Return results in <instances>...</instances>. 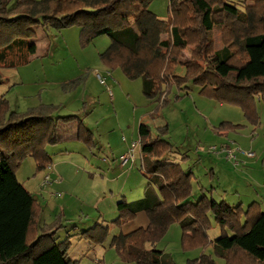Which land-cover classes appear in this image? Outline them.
<instances>
[{
  "label": "trees",
  "instance_id": "16d2710c",
  "mask_svg": "<svg viewBox=\"0 0 264 264\" xmlns=\"http://www.w3.org/2000/svg\"><path fill=\"white\" fill-rule=\"evenodd\" d=\"M153 1L0 0V71L32 61L38 27H78L84 44L100 36L111 39L100 54L102 64L112 72L121 69L131 81L140 79L145 98L160 100L157 110L168 103L173 87L181 90L192 83L201 96L242 106L256 123L251 101H264V0H242L244 9L229 0H169L166 20L150 10ZM216 27L223 31L218 50L211 38ZM187 49L190 59L183 56ZM178 68L185 74L178 75ZM57 110L41 105L18 113L0 96V264H79L69 255L72 236L57 242V233L65 228L60 221L41 226V206L17 177L27 158L35 161L38 171L52 166L48 148L58 144L60 122L77 121L78 139L93 143L86 139L80 116H56ZM166 131L158 128V136L151 139L150 126H139L140 170L148 185L144 198L118 204L124 215L114 222L126 224L144 213L149 224L115 235L110 247L129 264H176L157 244L179 223L184 250L213 246L214 251L187 264H217L214 256L226 264H264V211L256 210V203L244 210L204 194L191 202L195 174L181 163L163 160L175 149L165 139ZM211 215L222 229L214 242L209 238ZM109 235V227L97 225L81 237L101 246Z\"/></svg>",
  "mask_w": 264,
  "mask_h": 264
},
{
  "label": "rangeland",
  "instance_id": "374dc122",
  "mask_svg": "<svg viewBox=\"0 0 264 264\" xmlns=\"http://www.w3.org/2000/svg\"><path fill=\"white\" fill-rule=\"evenodd\" d=\"M229 1L244 9L242 0ZM169 3L154 0L150 10L166 20ZM211 38L215 48L221 49L222 28H214ZM34 42L38 51L29 64L0 71V96H5L11 110L18 113L47 105L58 108L56 116H80L91 134V145L77 137L63 142L59 147L66 146L68 153L58 154L50 147L54 164L49 169L38 171L35 161L27 158L17 172L18 180L41 206V226L60 221L65 228L57 233V242L72 236V260L79 264H129L110 244L115 235L136 226L135 221L122 225L114 222L124 215L118 204L123 199L130 203L144 198L148 185L140 170L142 122L150 126L151 139L158 136V128L167 127L165 139L175 149L163 160L181 163L194 172L191 202L204 194L218 203L242 205L244 210L256 203L255 209L264 211L263 100L251 101L257 114L254 123L242 106L201 96L200 88L189 83L181 90L173 87L168 103L157 110L160 100L145 98L140 79L131 81L121 69L112 72L102 64L100 54L111 44L108 36L84 44L78 27L62 31L38 27ZM183 56L190 59L191 50H185ZM177 74L182 76L185 70L178 68ZM135 143L139 145L135 163L122 168V156ZM228 147L235 151V157L223 152ZM248 153L254 156L249 158ZM185 156L188 158L184 160ZM46 175L51 176L52 183L43 189ZM210 219L209 238L214 242L222 229L213 215ZM97 225L110 229L101 246L81 237ZM157 248L176 264H187L203 253L214 255L213 246L184 250L179 223L170 226ZM214 258L217 264H226L224 259Z\"/></svg>",
  "mask_w": 264,
  "mask_h": 264
},
{
  "label": "crops",
  "instance_id": "0c3cea01",
  "mask_svg": "<svg viewBox=\"0 0 264 264\" xmlns=\"http://www.w3.org/2000/svg\"><path fill=\"white\" fill-rule=\"evenodd\" d=\"M37 51H38V46H37ZM57 131H58V144L53 147V149L55 150V153H58V154H63L65 152L68 153L69 150H68V148L66 146L65 147H59V146L63 142H67V141L73 140L75 137H77V139H78L79 123L77 121H73V122H69V123L60 122L59 125H58ZM86 139H90L91 141H93L92 137H91V134H89L88 131H87ZM49 148H48V152L50 150ZM49 154L51 155L50 152H49ZM51 158H52V161H53V164H54V160H53V156L52 155H51ZM184 158L187 159L188 157L186 156ZM127 166H124V167H127ZM124 167H122V168H124ZM65 215L66 214H64V216ZM64 219H67L68 221H71L70 219L65 218V217H64ZM134 221L136 222V226H132L130 228L129 232H127V233H130V232H132V231H134V230H136L138 228H141V227H147L148 224H149V220H148V218L146 217V215L144 213L139 214ZM74 227L78 228L77 225H74Z\"/></svg>",
  "mask_w": 264,
  "mask_h": 264
},
{
  "label": "built area",
  "instance_id": "2783aa9c",
  "mask_svg": "<svg viewBox=\"0 0 264 264\" xmlns=\"http://www.w3.org/2000/svg\"><path fill=\"white\" fill-rule=\"evenodd\" d=\"M138 146L139 145L137 143L133 144L132 147L129 149V151L124 156H122V158H121V166L122 167L135 163V161H136V149ZM140 147H141V142H140ZM213 150H215V149H213ZM223 152L228 154L229 158L235 157V151L231 150L229 147L223 149ZM247 156L249 158H251L254 156V154L248 153ZM51 183H52L51 176L46 175L41 186L43 188H46V187L50 186Z\"/></svg>",
  "mask_w": 264,
  "mask_h": 264
}]
</instances>
